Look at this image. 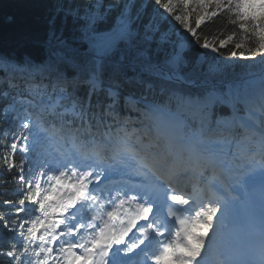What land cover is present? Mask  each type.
I'll return each instance as SVG.
<instances>
[{
	"label": "snow or ice",
	"instance_id": "1",
	"mask_svg": "<svg viewBox=\"0 0 264 264\" xmlns=\"http://www.w3.org/2000/svg\"><path fill=\"white\" fill-rule=\"evenodd\" d=\"M32 7L0 51V264H264V0Z\"/></svg>",
	"mask_w": 264,
	"mask_h": 264
},
{
	"label": "trees",
	"instance_id": "2",
	"mask_svg": "<svg viewBox=\"0 0 264 264\" xmlns=\"http://www.w3.org/2000/svg\"><path fill=\"white\" fill-rule=\"evenodd\" d=\"M34 0H0V51L9 50L13 41L17 39L25 20L35 13L32 7ZM221 21L211 25L217 27ZM258 71V69H252ZM240 69H237L239 72Z\"/></svg>",
	"mask_w": 264,
	"mask_h": 264
}]
</instances>
